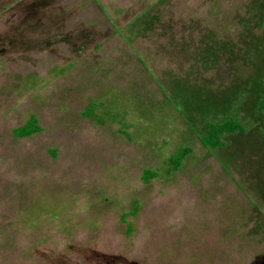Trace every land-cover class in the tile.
<instances>
[{"label": "rangeland", "instance_id": "rangeland-1", "mask_svg": "<svg viewBox=\"0 0 264 264\" xmlns=\"http://www.w3.org/2000/svg\"><path fill=\"white\" fill-rule=\"evenodd\" d=\"M262 95L264 0H0V264H264V234L212 233L254 190L229 168Z\"/></svg>", "mask_w": 264, "mask_h": 264}, {"label": "crops", "instance_id": "crops-1", "mask_svg": "<svg viewBox=\"0 0 264 264\" xmlns=\"http://www.w3.org/2000/svg\"><path fill=\"white\" fill-rule=\"evenodd\" d=\"M225 134L231 135V134H236V133H225ZM225 134L221 135V139L223 141L222 146L212 147V150H214V153H216V151L217 152L219 151L218 155L220 156H217V157L220 159L224 156L229 155L232 152V148H234V146L236 145L235 143L237 142L231 139L230 140L224 139ZM239 134L240 135L237 136L239 137V139L244 140L246 138L244 134L242 133H239ZM253 136L256 139V143H254V146H252L251 143L246 144V145H241L245 141L242 142L241 140H238L237 145H241L243 148L240 151V150H236L240 147H236L234 151L240 152V154H238L240 158H236L232 166H230L229 168L230 175L235 180H238L239 182H241L240 184L243 186V188L244 186L248 184L253 185L254 190L250 188L251 193H249L250 192L249 190H246L251 198L249 197L250 200H247L246 197H244V200H243L244 202L239 201V205L238 203L234 201V199H232L231 201L225 200L223 208L227 211L225 213V215L227 216L226 218L231 219V222L234 219L233 223L232 224L230 223L232 228L230 230H225V231L215 230L212 233H223L224 235H228L229 233L230 235H237V236L238 234L239 235L241 234L255 235L256 234V236L264 234V218H263L264 215L261 214L260 212V211H264V166L260 164V160L262 157L261 154L262 153L264 154V133L263 134L254 133ZM247 141L250 142L249 140ZM248 148H251V150H253L254 152L253 156H251V153H249L248 150L250 149ZM247 152L248 154H246ZM246 156L248 157V159L253 161L252 165H248L251 162H247V163L243 162ZM235 165H238L239 167L238 177L235 176L232 172H230V169L234 168ZM225 179H227L231 183L230 179H228L227 177ZM241 204H246L248 206V210L251 213L246 211L245 210L246 208H244V205L241 206ZM253 205H255L257 209ZM252 214H253V217L254 216L255 218L257 217V221L255 222L251 221Z\"/></svg>", "mask_w": 264, "mask_h": 264}, {"label": "trees", "instance_id": "trees-1", "mask_svg": "<svg viewBox=\"0 0 264 264\" xmlns=\"http://www.w3.org/2000/svg\"><path fill=\"white\" fill-rule=\"evenodd\" d=\"M257 109L262 110L264 109V95H262L258 99ZM89 115V113H87ZM244 127L241 123L237 120L236 117L229 116L220 121H212L206 123V137L209 142L206 144L212 147L222 146L223 141L221 139V135L225 133H237L239 131H243ZM40 130V126L37 123L36 117L34 115H30L28 119L20 126L12 128V135L14 137H26L30 134L37 132ZM245 130V129H244ZM264 131V126H263ZM53 155L55 154L52 151ZM188 153V149L186 147H182L180 150L175 151L168 159V164L170 165V169L177 170L182 159ZM155 176L154 170L144 169L141 174V179L146 182L150 178ZM131 212H135L133 209ZM120 221H125L124 215L120 216ZM125 233L128 234L131 232V226L128 222H125Z\"/></svg>", "mask_w": 264, "mask_h": 264}]
</instances>
